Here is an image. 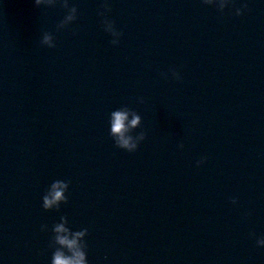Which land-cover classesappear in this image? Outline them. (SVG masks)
Wrapping results in <instances>:
<instances>
[{
	"label": "water",
	"instance_id": "95a60500",
	"mask_svg": "<svg viewBox=\"0 0 264 264\" xmlns=\"http://www.w3.org/2000/svg\"><path fill=\"white\" fill-rule=\"evenodd\" d=\"M104 2L69 0L57 31L60 4L0 0V264H51L61 216L88 264H264V0ZM55 180L68 203L45 211Z\"/></svg>",
	"mask_w": 264,
	"mask_h": 264
},
{
	"label": "clouds",
	"instance_id": "9594fccd",
	"mask_svg": "<svg viewBox=\"0 0 264 264\" xmlns=\"http://www.w3.org/2000/svg\"><path fill=\"white\" fill-rule=\"evenodd\" d=\"M35 6L39 7L44 5L46 7H55L57 4H60L64 9L67 10V14L64 18L57 24V31L67 28L77 19L78 9L73 5H69V0H34ZM205 3V0H203ZM244 7H247L245 5ZM104 11H100L98 14L100 16H105V12H110L111 8L109 7L107 0L102 4ZM239 9V8H238ZM236 15H242V12H238ZM104 31L109 33L112 37H121L122 32H118L115 28V22L105 18L102 21ZM107 25V27H105ZM118 39H112L111 43L117 45L119 43ZM55 39L54 35L51 32H45L40 41L41 45L48 48H55ZM175 73V71L173 70ZM179 79L178 75H174ZM140 103H143V99L140 100ZM131 115L132 119L129 121V116ZM110 133L109 135L115 142V146L119 149L128 151L129 153L135 152L138 149L140 142L146 138V133L141 131L137 135L133 136L130 133H133L137 126H141L142 118L141 116L133 109L122 106L110 114ZM182 148L183 145L181 144ZM204 160L197 162V165L203 163ZM69 183L63 180H55L50 185L48 191L42 197V207L45 211L49 210H59L61 202L63 204L68 203V197L65 195V191L69 188ZM237 201L233 198L232 203L235 204ZM55 206V207H53ZM250 215V214H249ZM68 223L66 216L60 217V222L56 223L52 227L53 236L51 239L50 246L55 250L52 254L51 264H88L86 248L87 244L84 240L83 245L80 243L81 237H86L88 230L82 229L79 231H72L70 228L65 227V224ZM42 231L47 230V225L41 226ZM254 235V234H253ZM258 246L264 247V237L257 239L256 241Z\"/></svg>",
	"mask_w": 264,
	"mask_h": 264
}]
</instances>
